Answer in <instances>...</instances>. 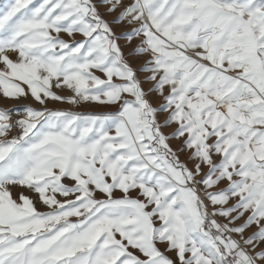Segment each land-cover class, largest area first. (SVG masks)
Instances as JSON below:
<instances>
[{"label": "snow or ice", "instance_id": "1", "mask_svg": "<svg viewBox=\"0 0 264 264\" xmlns=\"http://www.w3.org/2000/svg\"><path fill=\"white\" fill-rule=\"evenodd\" d=\"M0 97V264H264V0H4Z\"/></svg>", "mask_w": 264, "mask_h": 264}, {"label": "rangeland", "instance_id": "2", "mask_svg": "<svg viewBox=\"0 0 264 264\" xmlns=\"http://www.w3.org/2000/svg\"><path fill=\"white\" fill-rule=\"evenodd\" d=\"M4 0H0V3H3ZM34 2H39V0H34ZM129 2H131V0H129ZM93 3L99 4V0H93ZM101 14L103 15V18L107 21H109L110 23L116 18L115 15H108L105 13V8L104 7H100L98 9ZM113 31L116 33V35L118 37L122 36L124 33L126 32H130L132 30V28L130 26L127 25V22H123L119 25L117 24H111ZM138 27V25H137ZM63 38L65 40H68L69 38L62 34ZM81 37L77 34L76 39H80ZM140 40L141 37H136L131 43H129L127 40L125 39H119L117 42L121 47V50L124 54L125 59L127 60V62L130 64V66L137 72L138 78L141 79L143 81L145 75H147L146 73H143L140 71V69L144 66L146 60L148 59L147 56H133L132 53L134 52V50L137 48V46L140 44ZM97 75H102L100 73H96ZM103 78V77H102ZM142 86L145 88V90L147 91L148 88L151 87V85L149 84H142ZM61 95H71V93L65 91L63 93H60ZM149 99L151 100L153 107H158L159 104L162 102L161 99L158 97L157 94L152 93L149 96ZM26 104H31L32 106H37L34 105L33 102L29 99L27 101L25 100H20V101H12V100H5L2 97H0V109H9L11 107H16V106H24ZM48 107L53 109V110H62V111H74V112H78V113H82V114H98V113H110V112H114L116 110V106H105V105H97V104H90V103H81L80 105H68V104H61L59 102H49L48 103ZM166 116V114H158V119H160L161 121H163L164 117ZM174 125L170 128L164 129L166 134H170L172 132V130L174 129ZM170 146L173 149H177L179 147L180 142L176 141V140H171L169 141ZM181 160L186 161L187 160V156L182 154L181 155ZM189 167H191V164H189ZM206 171V169H205ZM224 185H222L223 187ZM20 191H25V195H30L33 196L32 193L27 192L26 190H22L19 188H14L12 190L13 192V198H17V194ZM116 195L118 196L119 193H116ZM135 195V194H133ZM33 198L35 199V197L33 196ZM58 199H63L62 197H58ZM37 209L41 212H46L48 211V209L43 206L42 204H40L39 202H37L36 204ZM247 215V214H246ZM73 220H75V218H73ZM223 222V221H221ZM242 222V221H241ZM254 230V229H253ZM247 234H250L247 233Z\"/></svg>", "mask_w": 264, "mask_h": 264}, {"label": "built area", "instance_id": "3", "mask_svg": "<svg viewBox=\"0 0 264 264\" xmlns=\"http://www.w3.org/2000/svg\"><path fill=\"white\" fill-rule=\"evenodd\" d=\"M21 107H23V106H16V107H11V108H9V109H16V108H21ZM19 118H22L21 116H15L14 115V119H19ZM15 134V132L13 133V135Z\"/></svg>", "mask_w": 264, "mask_h": 264}]
</instances>
